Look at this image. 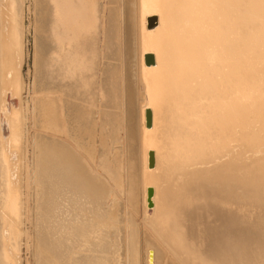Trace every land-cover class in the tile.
Wrapping results in <instances>:
<instances>
[{
	"label": "bare ground",
	"instance_id": "obj_1",
	"mask_svg": "<svg viewBox=\"0 0 264 264\" xmlns=\"http://www.w3.org/2000/svg\"><path fill=\"white\" fill-rule=\"evenodd\" d=\"M29 12L24 96V0H0V264H23L25 202L37 264L83 241L79 264H161L141 223L179 264H264V0Z\"/></svg>",
	"mask_w": 264,
	"mask_h": 264
},
{
	"label": "rangeland",
	"instance_id": "obj_2",
	"mask_svg": "<svg viewBox=\"0 0 264 264\" xmlns=\"http://www.w3.org/2000/svg\"><path fill=\"white\" fill-rule=\"evenodd\" d=\"M29 1V3H28ZM27 4L28 8H27ZM33 6V0H24V24H25V57L22 63V75L23 79L25 81V91H24V96L27 95L28 92L32 93V85H33V80L35 76V67H34V17L33 14L29 12V7ZM27 9V11H26ZM27 12V13H26ZM30 14V15H29ZM31 21V27H28L29 22ZM28 27V28H27ZM28 32V33H27ZM31 120V119H30ZM27 123V121H26ZM29 126L31 129H34L33 123L30 121ZM28 125L24 124V143L26 142L27 146L26 148L28 149V143H27V133H28ZM25 144V145H26ZM28 158V154H27ZM26 165H27V160H26ZM27 171V169H26ZM27 175V172H26ZM28 178H26L27 180ZM27 184V181H26ZM28 188V184L26 185ZM27 192V190H26ZM25 201V199H24ZM27 204L26 202L24 203V217H23V230L26 232V238L24 240V246H23V264H37V259L35 257L34 253V247L31 245V239L29 234H33L34 232V223L32 220H30V215H27L28 213L26 212L27 210ZM31 208H32V202H31ZM29 217L27 220L26 215ZM25 219L28 221L25 222ZM141 221V219H139ZM29 223V224H28ZM26 224V225H25ZM142 224V229L148 234V237L150 238V243L149 246L154 247V250H157L159 253L160 258H162V262L164 261L163 264H179L175 258L168 252V250L158 241V239L152 234V232L143 224ZM29 225V226H28ZM30 227V228H28ZM29 229V233H28ZM155 244V245H154ZM86 245V242H80L74 247V251L71 254V260L72 263L68 264H79V258H77L76 254H82L83 259H86L88 255H92V252L90 253L89 248L84 247ZM156 247V248H155ZM29 251V252H28ZM36 251V250H35ZM143 252V251H142ZM29 254V255H28ZM86 255V256H85ZM29 256V257H28ZM75 257V258H74ZM79 257V256H78ZM26 258V260H25ZM30 259V260H29ZM31 262V263H30ZM161 262V264H162ZM53 264H65L64 262H60L56 260L55 262H52ZM67 264V263H66Z\"/></svg>",
	"mask_w": 264,
	"mask_h": 264
}]
</instances>
